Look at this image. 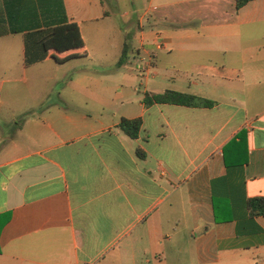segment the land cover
<instances>
[{
    "label": "crops",
    "instance_id": "1",
    "mask_svg": "<svg viewBox=\"0 0 264 264\" xmlns=\"http://www.w3.org/2000/svg\"><path fill=\"white\" fill-rule=\"evenodd\" d=\"M122 12L110 36L104 0H0V264H264L247 207L264 195V0ZM65 19L84 54L25 64L24 31ZM56 70V99L37 80L17 101L13 83ZM166 88L215 103H143Z\"/></svg>",
    "mask_w": 264,
    "mask_h": 264
},
{
    "label": "trees",
    "instance_id": "2",
    "mask_svg": "<svg viewBox=\"0 0 264 264\" xmlns=\"http://www.w3.org/2000/svg\"><path fill=\"white\" fill-rule=\"evenodd\" d=\"M246 0H235L236 7ZM85 47L79 26L73 20H57L43 27L24 31V63L30 64L45 58L49 53L57 61L84 54ZM147 106L154 102H169L186 105L212 106L214 99L198 94L166 88L160 92L145 91L142 96ZM142 119L140 116L122 117L118 126L129 136H136ZM137 152L143 155L142 149ZM247 207L251 215L264 214V195L247 198Z\"/></svg>",
    "mask_w": 264,
    "mask_h": 264
},
{
    "label": "rangeland",
    "instance_id": "3",
    "mask_svg": "<svg viewBox=\"0 0 264 264\" xmlns=\"http://www.w3.org/2000/svg\"><path fill=\"white\" fill-rule=\"evenodd\" d=\"M119 2H117V6H115V1L114 0H104L105 4L107 5V7L109 8V10L111 11L110 15L108 16V18L106 19V22L108 21V27L111 28V33H109V31L107 32H103L102 34L106 33V35H112L114 36V34L119 35V28H123V12L122 9L124 8V5H126V0H117ZM113 5V7H111ZM123 5V6H122ZM98 25H101V29L103 28V23L104 22H97ZM98 30V29H97ZM103 30V29H102ZM113 33V34H112ZM104 59H106L103 63L102 66L106 67L109 66L110 64H112V57H111V53L107 54L106 56H104ZM52 63V62H51ZM57 73L56 75H54L51 78H43V79H37L39 77H33L27 80H17L15 83H13L12 85L15 86L16 89V98L18 99L17 101H22L23 98L30 96L32 93L29 92H24L25 89L31 87L32 89H35L36 84L35 82L37 80H42V85L48 89H53L51 90V93H48L46 95L47 101L50 100H54L57 98V92L56 90L59 88L62 78H60V76H58L60 74V70H56ZM7 85V84H5ZM4 85V86H5ZM140 88H142V85H140ZM32 101V100H29ZM4 107L5 105H3L2 108V113H4ZM101 256V255H100ZM99 256V257H100ZM95 260L92 261V264H95Z\"/></svg>",
    "mask_w": 264,
    "mask_h": 264
}]
</instances>
